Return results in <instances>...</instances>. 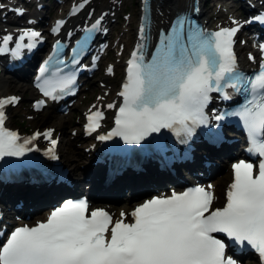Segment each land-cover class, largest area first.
Segmentation results:
<instances>
[{
	"label": "snow or ice",
	"instance_id": "6c2138e0",
	"mask_svg": "<svg viewBox=\"0 0 264 264\" xmlns=\"http://www.w3.org/2000/svg\"><path fill=\"white\" fill-rule=\"evenodd\" d=\"M86 3L88 0H83L78 7ZM17 11L22 14V10ZM256 19L264 23V16ZM63 23L58 20L53 31ZM233 24L237 26L208 33L187 17L178 16L170 30L161 32L155 51L146 59L148 24L142 22L139 32L144 42L127 61L126 79L119 92L123 103L116 112L115 127L97 136L100 141L120 137L127 144H140L150 134L169 129L177 136L190 137L197 126L208 124L205 108L210 93H220L227 100L231 94L226 89L242 92L245 103L225 115L239 117L248 137V151L259 162L254 165L241 160L232 165L233 179L223 206L212 209V191L195 187L145 200L130 213L129 223L123 211L114 220L102 208L89 213L85 200H69L45 221L16 227L0 244V264H237L226 254L225 241L214 234L250 247L264 264V58L253 76L238 71L233 37L240 22L233 20ZM39 36V32L24 31L11 51L19 55L23 47H34L33 40ZM25 37L29 38L27 45L22 43ZM0 39V53L9 51L13 36ZM87 42L85 37L82 47ZM259 48L264 53V44ZM249 59L254 57L250 54ZM47 71L45 62L40 69L42 76ZM73 82L71 77L46 78L39 87L46 97L56 100V93L65 92ZM16 102V97L0 99V159L36 150L29 145L41 135L36 133L21 142L17 132L5 127V105ZM43 104V100L37 102L38 107ZM102 118L99 111L90 115L86 131L99 128ZM43 135L49 139L52 131ZM50 143L55 146L56 140Z\"/></svg>",
	"mask_w": 264,
	"mask_h": 264
},
{
	"label": "rangeland",
	"instance_id": "374dc122",
	"mask_svg": "<svg viewBox=\"0 0 264 264\" xmlns=\"http://www.w3.org/2000/svg\"><path fill=\"white\" fill-rule=\"evenodd\" d=\"M1 1L2 0H0V2ZM106 1H108V0H106ZM138 4H139V0H121L119 7H117L116 11L114 12L115 14L112 13L113 14V21H114L112 23L113 29H112V27L110 28L108 37L111 36L113 41L117 40L118 44L120 43L124 46L127 43V45H129V43L132 41V35H133L132 24L136 18V14H137V10H138ZM212 4H211V6H213ZM2 12L3 11L0 10V13H2ZM116 17H118L119 19L116 20L117 19ZM119 48H120V46L119 45L117 46V44H115V46H113V51L107 53V55L103 58L105 61L109 59L114 64L115 69H116V66L119 64L118 55H117V51H119ZM119 74L120 73H117V75H119ZM109 81L112 82L114 86H113L112 90L109 93H107V95H111V93L113 92V90H115L116 85H117V79L116 78L109 79ZM99 87L100 86L97 84L93 85V91L90 93L91 98L89 100H87V103L94 100V97L96 96L94 94L98 93ZM27 89L29 90V88H27ZM7 92L8 93H16V92L20 93L18 88L15 87L14 83L9 84V86L7 88ZM26 95H27V93L24 96L21 95V97H22L21 103L17 107L9 110V116L11 115L12 118H14L15 122L18 123V125L23 124L24 126H31V125L37 124V120L39 118L44 117V116L39 115L38 119H36L37 116H35L33 118V120H31L30 122H25L23 120V116L28 114L27 109H26L27 104L25 103V100H26L25 96ZM81 95L82 94H80L78 96L77 100L81 99ZM105 96H106V94H105ZM86 104L84 105V107L86 106ZM74 110L76 111L77 109L74 108ZM75 113L76 112H73L67 118L73 119L72 115ZM57 118H59V117L57 115H55L53 117V120L57 119ZM66 126L67 127H65V131L62 132V134H65V137L63 138V136H60L59 152L63 155H65L66 152L67 153L69 152V149L67 148V146H65V144L63 142L65 140H68L72 143V148L75 149V151L78 154V162H81L80 164H84L86 159L83 155L82 149L85 147V145H83V144L80 145V141H78V138L74 139V140L72 138H69L67 135L70 132V129H69L70 127H69V124H66ZM60 158H61V160H63V157L60 156ZM81 159H82V161H81ZM73 172H75V170ZM77 174L78 173L72 174V171H71V176L77 177Z\"/></svg>",
	"mask_w": 264,
	"mask_h": 264
},
{
	"label": "bare ground",
	"instance_id": "6f19581e",
	"mask_svg": "<svg viewBox=\"0 0 264 264\" xmlns=\"http://www.w3.org/2000/svg\"><path fill=\"white\" fill-rule=\"evenodd\" d=\"M104 1V2H103ZM153 2V6L154 9L157 13L156 15V24L157 25H161V23H163L164 20L168 19V17H170L175 11L180 10L181 8L184 7L185 4L190 3L191 0H152ZM121 3V0H93L92 1V6H90V8L92 9L93 12L98 13L99 11H105V13H108L110 16V14H112L113 12L116 11L117 7H119ZM221 10H218L216 13H220ZM161 12V15L158 13ZM170 13V14H169ZM10 16V15H8ZM111 22V17H110V21H109V29L112 27V23ZM113 29V27H112ZM117 68H119V66L117 65ZM27 84H16L15 87L18 88L19 92L21 95H24V92H28L26 90V86ZM104 88H102L101 90L99 89V95L101 96L104 92L109 91L111 88H113V83L110 82L109 80L105 79V81L103 82ZM7 88H8V82L7 80L0 75V96H5L7 95ZM17 107V105L15 106ZM44 111H41L40 114H43ZM48 112V111H46ZM65 124H68L67 118L66 117H62L61 118H57L51 121V126H61L62 128H65ZM64 129H62L63 131ZM66 142L64 143L65 146H67V148L69 149V152L65 153L64 155V162L66 167L68 168V170L73 171L75 170L78 165V154L75 151V149L72 148V143L68 140H65ZM222 179H215L214 182L216 183L215 188H214V194L218 195L219 194V188L222 186L221 184L223 183L222 181H227L228 180V173H223L221 175ZM57 191V190H55ZM128 192V191H127ZM126 192V193H127ZM19 194L21 192H18ZM18 193H13L14 196L18 195ZM45 197L42 198H38L39 200H37V204H41L44 201H46L49 197H47L49 194H44ZM8 198V196H6V199ZM51 201V200H49ZM34 205V204H33Z\"/></svg>",
	"mask_w": 264,
	"mask_h": 264
},
{
	"label": "trees",
	"instance_id": "16d2710c",
	"mask_svg": "<svg viewBox=\"0 0 264 264\" xmlns=\"http://www.w3.org/2000/svg\"><path fill=\"white\" fill-rule=\"evenodd\" d=\"M51 121V117H45V118H42L38 123H37V126L39 128L43 127V126H46L47 124H49V122ZM13 124H16V122H12ZM64 129V127L62 128Z\"/></svg>",
	"mask_w": 264,
	"mask_h": 264
}]
</instances>
